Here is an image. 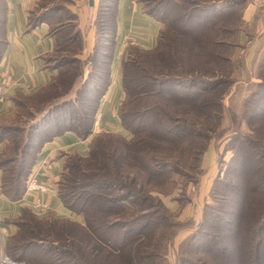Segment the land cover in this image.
Returning a JSON list of instances; mask_svg holds the SVG:
<instances>
[{
    "label": "trees",
    "instance_id": "16d2710c",
    "mask_svg": "<svg viewBox=\"0 0 264 264\" xmlns=\"http://www.w3.org/2000/svg\"><path fill=\"white\" fill-rule=\"evenodd\" d=\"M7 1L0 0V61L7 45ZM253 1L142 0L163 26L155 49L129 45L122 59L120 120L131 139L93 134L112 80L116 0L98 1L97 38L85 60L78 57L84 48L79 31L70 22L64 27L68 33L61 35V27H51L60 10L39 2L29 27L50 26L55 49L47 61L58 74L44 90L16 98L13 115L30 98L32 108L42 107L31 112L28 127L4 122L13 115L0 120V141L6 143L0 154L3 194L13 202L22 199L47 142L68 131L92 140L88 156L65 154L56 186L62 205L82 223L24 209L13 221L19 227L9 246L13 252L23 244L22 249L43 250V258L28 264H170L169 248L180 222L172 218L154 184L172 172L182 175L186 154L198 163L210 142L225 135L223 92L233 85L234 68H245L242 58L235 60L229 53L237 54L241 47L243 11ZM64 41L71 47L70 57L62 55ZM86 67L91 77L81 82L79 71ZM76 85L73 99L54 103ZM248 91L264 127V80L250 84ZM255 137L236 136L230 150L225 149L232 160L226 166L227 180L220 182L223 191L216 192L215 204L205 207L199 226L180 246L177 264H264V150ZM169 151L180 152L181 159L172 162ZM41 227L50 238L37 232ZM25 231L40 241L27 242Z\"/></svg>",
    "mask_w": 264,
    "mask_h": 264
},
{
    "label": "crops",
    "instance_id": "0c3cea01",
    "mask_svg": "<svg viewBox=\"0 0 264 264\" xmlns=\"http://www.w3.org/2000/svg\"><path fill=\"white\" fill-rule=\"evenodd\" d=\"M40 1H7L5 29L7 45L3 59L0 61V78L5 71H9L13 74V82L5 100L0 103V120L13 115L17 109V97L20 95L29 97L44 90L58 74L57 70L53 69L47 61V57L55 49V39L49 34V25L44 23L30 28L28 23L29 16L38 8ZM98 1L88 0L79 13L82 29L86 30L82 34L84 48L81 55L84 59L90 55L97 38L95 19ZM116 4L114 17L116 41L111 66L112 80L109 90L101 100L93 134L118 133L128 137V132L124 130L120 120V110L125 99L121 84V64L124 52L129 45H136L143 49H155L163 25L146 10L142 0H116ZM258 10L257 0L249 3L244 8L243 20L247 21V18H251V15H255ZM91 140L92 137L84 140L68 131L63 136L47 142L41 148L33 171L38 173L39 182L48 186L49 191L46 193L26 192L22 199L16 202L8 200L1 190L3 174L0 169V212L11 234L17 230L13 221L21 216L24 209L35 212L33 205L36 201L50 206L49 212L53 216L70 217L71 219L77 217L62 205L56 186L63 173L65 154L88 156ZM5 147L6 143L0 141V154L3 153Z\"/></svg>",
    "mask_w": 264,
    "mask_h": 264
},
{
    "label": "rangeland",
    "instance_id": "374dc122",
    "mask_svg": "<svg viewBox=\"0 0 264 264\" xmlns=\"http://www.w3.org/2000/svg\"><path fill=\"white\" fill-rule=\"evenodd\" d=\"M40 2H42L41 4L46 8L56 7L60 10V12L56 13L51 19V27H61V35L64 36L66 32L68 33L67 28L64 27L70 22L72 23L73 28L75 26L76 31H79L81 36L83 32L86 31H83L82 29V21H80L81 16H79V13H81L84 3L87 2V0H41ZM257 2L259 3L258 12H256L255 15H251V18H247V21L244 20V30L241 31L239 42L241 47L238 49L239 51L237 54L229 53V55L235 60L236 58L238 60L242 58L245 68H241L239 65L238 68L237 65L234 64V67L236 66L237 68H234L233 71V85L229 86L223 92V128L226 130L225 135L220 140L210 142L201 161L198 163L195 162V160H190L188 154H186L185 159L187 162H185V167L187 168L186 171H182V175L172 172L162 183L154 184V191L157 192L156 194L165 203V207L171 212L172 218L180 222V227L177 229L178 236L175 238L174 245H171L169 248L170 264H177L178 250H180V246L187 238L192 236L199 226L203 219L202 216L205 207L207 205L215 204L214 195L216 192L220 191V189L223 191V188H221L223 185L220 184V182L227 180V170L229 169H226V166L229 165L231 162L230 160H232V152H227L225 149L230 150V145L232 147V144L237 140L235 139L236 136H246L249 134L253 137L257 135L255 140L260 144L258 147L259 149L264 150V127H262L261 123H258L257 120L259 116L253 112L256 105L255 103H251L252 100L250 96L252 93L248 91L250 84L260 83L264 80V0H257ZM87 6L89 5L87 4ZM37 10L38 9L35 11ZM76 31L74 32L76 33ZM170 33V35H173L172 32ZM81 40H83L82 37ZM64 48L65 50L62 52V55L70 57V51H67V49H70L71 47L67 45V42L64 43L63 49ZM81 54L82 53L78 54V57L82 60L89 58V56H87V58L84 59ZM79 72H83L81 82H84L88 76L91 77L89 67H86L84 70L81 69ZM76 86L75 90L59 97L54 103L58 104L73 99L79 85ZM62 89L64 90L63 87ZM66 89L67 88H65V90ZM33 99H27V103H25L27 107L19 108L15 115L4 122L9 125L15 124L17 126L28 127L31 119V112H39L42 108L39 105L32 108L33 106L31 105L34 102ZM128 138L131 139L129 133ZM185 153L186 152H183V154ZM167 154L171 156L170 160L172 162L181 159L179 158L180 152L169 151ZM222 156L225 162L220 163ZM35 212L41 217H57L51 215L50 212L47 214H42L37 211ZM58 218L63 217L58 216ZM66 218L74 222L82 223L80 216L74 217V219H71L70 217ZM29 219L30 218H28V220ZM41 228H38L37 232L43 235V237L45 236L47 239L50 238L51 236L49 237L48 234L45 233L44 228ZM18 229L19 227L17 226V230L14 234L9 232L4 249L5 255L9 257L14 264H28L41 257L43 258L41 255L43 254V250L40 251V249L35 248L29 250H27V248L22 249L21 247H23L24 244L22 246L19 245L20 248L14 252L9 248L14 242L12 237L16 235ZM23 234L25 235L27 242L33 240L40 241L39 239H36L34 235L30 234V232L28 233L25 231ZM27 242L25 241L23 243Z\"/></svg>",
    "mask_w": 264,
    "mask_h": 264
},
{
    "label": "built area",
    "instance_id": "2783aa9c",
    "mask_svg": "<svg viewBox=\"0 0 264 264\" xmlns=\"http://www.w3.org/2000/svg\"><path fill=\"white\" fill-rule=\"evenodd\" d=\"M13 82V74L9 71H5L0 78V103L5 100L8 93V89L11 87ZM97 123V121H96ZM95 123V124H96ZM96 126V125H95ZM27 192H38L46 193L49 191L48 186L43 185L39 182L38 173L33 171L27 183ZM34 209L42 214H47L49 212L50 206L43 204L40 201L34 203ZM9 235V230L6 224H4L2 213L0 212V264H14L13 261L7 257L4 253L6 238Z\"/></svg>",
    "mask_w": 264,
    "mask_h": 264
}]
</instances>
